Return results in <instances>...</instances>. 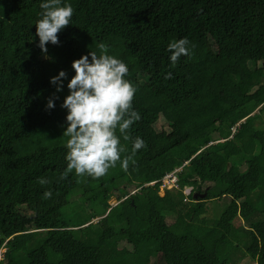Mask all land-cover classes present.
I'll return each instance as SVG.
<instances>
[{
	"label": "trees",
	"instance_id": "obj_1",
	"mask_svg": "<svg viewBox=\"0 0 264 264\" xmlns=\"http://www.w3.org/2000/svg\"><path fill=\"white\" fill-rule=\"evenodd\" d=\"M40 2L0 0V264H264V0H61L75 12L59 45H47L50 59L36 46ZM180 38L189 55L172 66L167 45ZM101 43L137 89L141 119L121 136V157L136 137L147 148L127 171L118 161L73 182L61 178L65 112L60 101L44 110L49 78L70 77L71 62L100 55ZM183 165L180 184L198 201L161 195L160 183L121 198ZM219 198L230 199L222 214L201 220Z\"/></svg>",
	"mask_w": 264,
	"mask_h": 264
},
{
	"label": "clouds",
	"instance_id": "obj_2",
	"mask_svg": "<svg viewBox=\"0 0 264 264\" xmlns=\"http://www.w3.org/2000/svg\"><path fill=\"white\" fill-rule=\"evenodd\" d=\"M40 9L38 13L40 18L34 24L35 37L38 38L36 46L45 59H50L47 55V45H59L58 34L71 25L75 9L71 4L62 5L61 0H41ZM189 43L187 38H180L167 45L166 50L170 53L168 60L172 66H175L182 56L189 55ZM99 49L100 55L87 52L74 59L71 62L70 77L67 71L61 69L49 78V84L55 91L46 99L44 110L46 112L54 110L57 101H60L59 107L65 112L64 121L60 125L62 136L66 138L64 144L66 169L62 179L69 173H74L78 177L100 179L108 174L110 168L116 167L118 161L121 168L127 171L129 161L139 150L147 148L145 140L136 137L131 143L130 155L123 159L121 157L125 151L121 144V136L125 141L129 140L128 130L141 119L133 103L137 89L126 79L129 73L128 64L108 54V48L103 43L99 45ZM169 78L170 72L165 76V79ZM117 130L120 135H117ZM180 167L183 168L184 165ZM154 181L141 186H129V191L126 190L121 198H129L141 188L158 183L161 193V179ZM39 183L45 185L48 181L41 178ZM180 186L181 189L177 190L183 191L185 186L182 187L181 184ZM52 195L51 191H45L43 199H51ZM190 195H194L195 201H198L199 192L196 187L193 194L185 197L188 198ZM109 211L110 209L103 217L108 215ZM98 218L102 217L94 218L80 227L95 223L97 221L94 220ZM2 249L5 248H0V260L6 252V249L2 252Z\"/></svg>",
	"mask_w": 264,
	"mask_h": 264
},
{
	"label": "rangeland",
	"instance_id": "obj_3",
	"mask_svg": "<svg viewBox=\"0 0 264 264\" xmlns=\"http://www.w3.org/2000/svg\"><path fill=\"white\" fill-rule=\"evenodd\" d=\"M50 72H52V70L50 68H48L47 70V74L49 75ZM254 113H259V108L256 109L251 115H253ZM264 124V116L257 119L256 120V125H263ZM78 176H76L74 173H72V175L70 176V179L75 182ZM166 188H164V190L161 191V194L165 195ZM230 199H226V198H219L217 200H213L211 202L207 203V211L204 214H201L202 216L200 217V219L202 220V218H209V219H216L217 217H219L223 210L228 206ZM110 206L113 207L115 205H117L120 200L117 199L115 196L113 198L110 199ZM89 206V204H88ZM240 206H242V204H240ZM240 212V211H239ZM31 213V212H30ZM241 218V219H240ZM240 218L238 219V224H243L244 220H243V215L240 212ZM100 218L94 220L97 221ZM168 221H173V217H168ZM43 229H40V231H42ZM5 249H2V252ZM240 264H257L256 261L249 259L248 257L244 260H242V262Z\"/></svg>",
	"mask_w": 264,
	"mask_h": 264
},
{
	"label": "built area",
	"instance_id": "obj_4",
	"mask_svg": "<svg viewBox=\"0 0 264 264\" xmlns=\"http://www.w3.org/2000/svg\"><path fill=\"white\" fill-rule=\"evenodd\" d=\"M182 170V167H177L173 171L166 173L165 176L161 179V189L164 190V188H166V191L172 189H181L180 172ZM183 191L186 196H188L189 194H193L195 192V186L187 185L185 186V188H183Z\"/></svg>",
	"mask_w": 264,
	"mask_h": 264
},
{
	"label": "water",
	"instance_id": "obj_5",
	"mask_svg": "<svg viewBox=\"0 0 264 264\" xmlns=\"http://www.w3.org/2000/svg\"><path fill=\"white\" fill-rule=\"evenodd\" d=\"M200 196H202V197H203V196H204V194H203V195H200ZM196 197H198V195H197Z\"/></svg>",
	"mask_w": 264,
	"mask_h": 264
}]
</instances>
